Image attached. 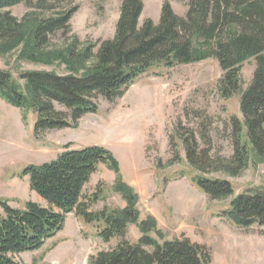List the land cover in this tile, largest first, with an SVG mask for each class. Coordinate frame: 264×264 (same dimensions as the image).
I'll list each match as a JSON object with an SVG mask.
<instances>
[{"label":"trees","instance_id":"trees-1","mask_svg":"<svg viewBox=\"0 0 264 264\" xmlns=\"http://www.w3.org/2000/svg\"><path fill=\"white\" fill-rule=\"evenodd\" d=\"M20 3L28 11L18 18L10 8ZM187 6L186 14L179 16L164 1L159 22L146 18L139 24L143 1L121 0L113 37L93 43L72 33L70 20L78 6L71 0H0V57L57 63L66 70L64 74L25 70L14 78L0 68V98L20 109L24 121L28 113L36 114V135L76 127L82 115L97 111V97L110 101L121 96L153 66L213 58L222 71L220 96L240 95L242 120L231 119L233 153L225 157L211 152L205 123L196 130L179 121L171 135L175 153L171 163L180 160L174 140L178 138L187 163L200 173L191 181L212 201L232 196L229 180L203 174L237 176L247 168L251 151L254 159L264 162V0H189ZM58 33L63 41L55 45L52 40ZM252 57V79L243 88L240 69ZM101 165L115 174L112 189L125 200L123 208L91 210L99 193L85 195L84 188ZM20 176L28 178L30 189L46 205L27 201L16 208L0 198V264H25L14 255L41 248L62 230L70 212L94 227L103 241L120 239L113 248L90 255L88 264H210L211 254L204 244L185 236L160 242L150 235L155 232L163 239L153 216L140 218L136 193L123 180L117 158L104 146H66L54 159L26 166ZM223 214L238 226L257 224L264 229V189L250 188L235 195ZM129 224L142 233L136 242L124 239Z\"/></svg>","mask_w":264,"mask_h":264},{"label":"rangeland","instance_id":"rangeland-1","mask_svg":"<svg viewBox=\"0 0 264 264\" xmlns=\"http://www.w3.org/2000/svg\"><path fill=\"white\" fill-rule=\"evenodd\" d=\"M164 1L179 16L186 14L189 0H162V4ZM145 3L139 24L146 18L159 22L160 0H145ZM120 4L121 0H71V5L78 6L70 20L72 33L81 41L93 43L113 37ZM10 11L20 18L28 8L20 3ZM62 41L58 33L52 43ZM97 48L98 45L94 51ZM0 68L10 71L14 78L25 70L66 73L62 64L34 63L18 60L14 55L0 57ZM254 68L253 57L242 63L243 88L250 83ZM221 75L213 58L170 67L158 64L137 78L121 96L110 101L97 97V111L82 115L76 127L49 129L36 135V114L28 113L24 121L18 108L0 98V103L7 105L4 109L0 104V198H6L16 208H23L27 201L46 205L30 189L28 178L20 176L21 171L30 164L54 159L66 146L78 149L100 145L114 154L123 180L133 187L140 218L151 215L156 220L163 239L155 232L150 233L152 237L162 242L185 236L204 244L211 254L210 264H264L263 227L238 226L223 214L235 195L250 188L264 189V162L254 159L251 151L247 168L237 176L223 172L203 174L227 179L232 184V196L214 201L191 181L193 175L200 173L187 163L178 138L174 140L180 160L171 163L175 154L171 135L179 121L196 130L205 123L211 138V152L231 157V119L242 120L240 95L227 99L220 96ZM114 178L113 171L103 165L91 176L84 194L99 193L92 211L104 206H125L123 197L112 189ZM141 234L137 225L129 224L124 239L136 242ZM119 240L103 241L96 236L94 227L70 212L62 230L47 239L41 248L14 257L25 264H88L90 255L113 248Z\"/></svg>","mask_w":264,"mask_h":264},{"label":"crops","instance_id":"crops-1","mask_svg":"<svg viewBox=\"0 0 264 264\" xmlns=\"http://www.w3.org/2000/svg\"><path fill=\"white\" fill-rule=\"evenodd\" d=\"M143 1V11H144V9H145V7H146V3H145V0H142ZM162 4V0H160V5ZM143 11H142V13H143ZM142 13H141V15H140V17H139V23H140V19H141V17H142ZM154 21V20H153ZM116 22V21H115ZM0 102H1V100H0ZM0 104H2V107H4V109H6L7 108V105H3V103H0ZM11 106V105H10ZM13 107V106H12ZM7 111H9L8 109H7ZM10 112V111H9ZM19 112L21 113V111H20V109H19Z\"/></svg>","mask_w":264,"mask_h":264}]
</instances>
